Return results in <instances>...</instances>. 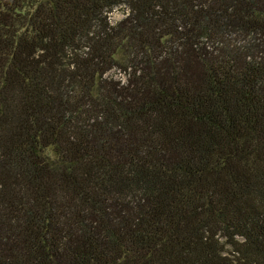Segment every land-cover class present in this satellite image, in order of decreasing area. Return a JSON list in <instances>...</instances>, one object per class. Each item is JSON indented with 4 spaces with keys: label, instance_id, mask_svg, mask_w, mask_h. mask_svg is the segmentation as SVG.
I'll use <instances>...</instances> for the list:
<instances>
[{
    "label": "trees",
    "instance_id": "obj_1",
    "mask_svg": "<svg viewBox=\"0 0 264 264\" xmlns=\"http://www.w3.org/2000/svg\"><path fill=\"white\" fill-rule=\"evenodd\" d=\"M0 264H264V0H0Z\"/></svg>",
    "mask_w": 264,
    "mask_h": 264
},
{
    "label": "rangeland",
    "instance_id": "obj_2",
    "mask_svg": "<svg viewBox=\"0 0 264 264\" xmlns=\"http://www.w3.org/2000/svg\"><path fill=\"white\" fill-rule=\"evenodd\" d=\"M124 13H125V7H123V6H118V7H116L109 15H110V19H111V21H116V20H118V19H120V18H122L123 17V15H124ZM112 74H118V71H112L111 72Z\"/></svg>",
    "mask_w": 264,
    "mask_h": 264
}]
</instances>
